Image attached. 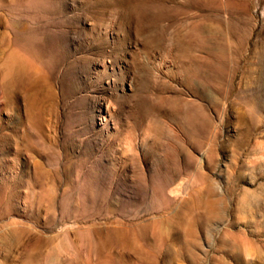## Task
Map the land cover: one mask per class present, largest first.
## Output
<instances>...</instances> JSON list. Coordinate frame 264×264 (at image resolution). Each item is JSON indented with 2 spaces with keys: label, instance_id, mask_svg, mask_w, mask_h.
I'll list each match as a JSON object with an SVG mask.
<instances>
[{
  "label": "rangeland",
  "instance_id": "rangeland-1",
  "mask_svg": "<svg viewBox=\"0 0 264 264\" xmlns=\"http://www.w3.org/2000/svg\"><path fill=\"white\" fill-rule=\"evenodd\" d=\"M264 264V0H0V264Z\"/></svg>",
  "mask_w": 264,
  "mask_h": 264
},
{
  "label": "bare ground",
  "instance_id": "bare-ground-1",
  "mask_svg": "<svg viewBox=\"0 0 264 264\" xmlns=\"http://www.w3.org/2000/svg\"><path fill=\"white\" fill-rule=\"evenodd\" d=\"M26 264H33V262H26Z\"/></svg>",
  "mask_w": 264,
  "mask_h": 264
}]
</instances>
